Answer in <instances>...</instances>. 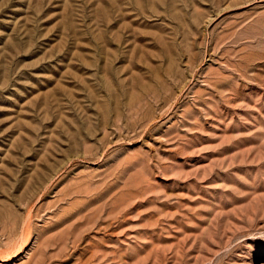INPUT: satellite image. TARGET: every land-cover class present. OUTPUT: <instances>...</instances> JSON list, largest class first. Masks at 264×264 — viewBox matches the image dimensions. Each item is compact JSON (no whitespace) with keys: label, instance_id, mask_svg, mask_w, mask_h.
<instances>
[{"label":"rangeland","instance_id":"1","mask_svg":"<svg viewBox=\"0 0 264 264\" xmlns=\"http://www.w3.org/2000/svg\"><path fill=\"white\" fill-rule=\"evenodd\" d=\"M0 264H264V0H0Z\"/></svg>","mask_w":264,"mask_h":264},{"label":"bare ground","instance_id":"2","mask_svg":"<svg viewBox=\"0 0 264 264\" xmlns=\"http://www.w3.org/2000/svg\"><path fill=\"white\" fill-rule=\"evenodd\" d=\"M207 25L210 26V22H208Z\"/></svg>","mask_w":264,"mask_h":264}]
</instances>
